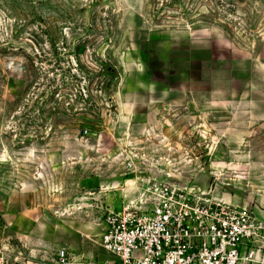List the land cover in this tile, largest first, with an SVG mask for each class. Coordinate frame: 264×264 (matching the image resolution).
<instances>
[{
	"label": "rangeland",
	"instance_id": "1",
	"mask_svg": "<svg viewBox=\"0 0 264 264\" xmlns=\"http://www.w3.org/2000/svg\"><path fill=\"white\" fill-rule=\"evenodd\" d=\"M149 178L264 211V0H0V264L110 261Z\"/></svg>",
	"mask_w": 264,
	"mask_h": 264
},
{
	"label": "built area",
	"instance_id": "2",
	"mask_svg": "<svg viewBox=\"0 0 264 264\" xmlns=\"http://www.w3.org/2000/svg\"><path fill=\"white\" fill-rule=\"evenodd\" d=\"M103 221L102 264H264V221L246 208L156 178ZM52 264H82L65 250Z\"/></svg>",
	"mask_w": 264,
	"mask_h": 264
},
{
	"label": "crops",
	"instance_id": "3",
	"mask_svg": "<svg viewBox=\"0 0 264 264\" xmlns=\"http://www.w3.org/2000/svg\"><path fill=\"white\" fill-rule=\"evenodd\" d=\"M259 215H256V217L258 218V219H261V220H263L264 221V211H261L260 213H258Z\"/></svg>",
	"mask_w": 264,
	"mask_h": 264
}]
</instances>
